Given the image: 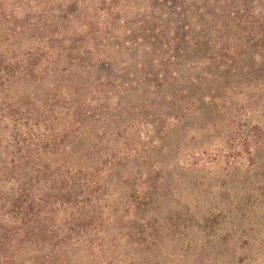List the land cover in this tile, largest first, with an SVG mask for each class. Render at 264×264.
<instances>
[{
    "label": "rangeland",
    "instance_id": "374dc122",
    "mask_svg": "<svg viewBox=\"0 0 264 264\" xmlns=\"http://www.w3.org/2000/svg\"><path fill=\"white\" fill-rule=\"evenodd\" d=\"M225 4L241 21L247 12L257 22V0ZM148 17L143 6L125 7L103 38H53L57 53L39 80L0 90V166L35 151L38 140L41 158L31 163H50L51 134L65 140L72 165L111 162L97 238L52 264H264L257 37L242 24L196 50L191 28L185 38L167 27L162 38H147L144 29L158 26ZM220 52L224 80L209 64Z\"/></svg>",
    "mask_w": 264,
    "mask_h": 264
},
{
    "label": "trees",
    "instance_id": "16d2710c",
    "mask_svg": "<svg viewBox=\"0 0 264 264\" xmlns=\"http://www.w3.org/2000/svg\"><path fill=\"white\" fill-rule=\"evenodd\" d=\"M225 1L194 0L196 7L190 12L181 0H0V90L31 78L39 80L54 62L53 38H103L111 33L117 12L132 6L148 10V24L152 19L158 23L144 29L147 38H162L166 27L172 38H185V30L191 28L196 50L206 46L204 38H222L244 24L248 38L257 37V59L264 63V0H257V22L246 10V20L241 21ZM69 24L74 25L70 30ZM224 56L220 52L209 60L221 80L229 73ZM70 134L71 141L77 139ZM50 137L51 147L46 146L50 163H31L41 158L38 140L35 151L19 160L15 153L10 164L0 166V264H52L67 248L90 244L102 228L111 162L72 165L66 162L70 152L63 149L65 140L55 134ZM20 138L15 134L13 141Z\"/></svg>",
    "mask_w": 264,
    "mask_h": 264
}]
</instances>
